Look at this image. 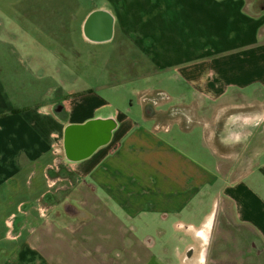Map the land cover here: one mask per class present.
<instances>
[{
	"label": "crops",
	"instance_id": "obj_1",
	"mask_svg": "<svg viewBox=\"0 0 264 264\" xmlns=\"http://www.w3.org/2000/svg\"><path fill=\"white\" fill-rule=\"evenodd\" d=\"M198 1L193 11L182 13L180 36L165 34L173 18L159 20L155 14L150 17L155 22L148 44L139 37L117 44L119 51L130 50L129 62L140 68L132 77L139 121L119 112L92 88L66 93L59 89L46 101L23 106L24 98H19L23 87L10 85L6 71H0V264H112L113 257L106 256L112 254V246L105 243L79 245L78 240L63 236L56 239V249L43 247L40 223L58 219L63 207L72 210L64 197L59 199L58 189L49 192L34 179L38 174L47 177L56 161L58 169L52 170L66 174L64 180L72 171L98 184L114 177L119 180L115 186L123 191L121 176L139 157L147 160L139 166L149 168L150 176L157 175L149 186L161 188L164 194L156 205L150 204L149 211L164 215L165 220L171 215L198 218L202 192L211 195L210 211L198 224L175 225L176 231H184L180 241L192 262L207 263L210 239L215 236L231 242L227 264H264V181L259 175L264 170V3ZM117 8L119 15L108 7L94 8L86 15L100 11L113 24L112 34L96 38L82 23L80 32L87 44L97 47L116 41L117 32L123 30ZM134 50L145 57L133 55ZM0 60L7 62L3 55ZM144 62H149L145 70ZM158 75L176 88L152 86ZM91 124L98 125L101 133L107 131L108 138L86 154L70 155L68 130ZM174 128L188 140L199 128L203 141L209 143L214 169L199 161H171L173 154L181 155L180 150L169 143L164 149L159 146L162 134L169 136ZM178 138L177 143L184 139ZM149 157L156 163L150 164ZM43 201L48 216L41 213ZM219 259L211 261L219 264Z\"/></svg>",
	"mask_w": 264,
	"mask_h": 264
},
{
	"label": "rangeland",
	"instance_id": "obj_2",
	"mask_svg": "<svg viewBox=\"0 0 264 264\" xmlns=\"http://www.w3.org/2000/svg\"><path fill=\"white\" fill-rule=\"evenodd\" d=\"M253 1L258 5L264 3V0H250L251 3ZM199 4L198 0H0V57L3 55L7 60L5 63L0 60V71H6L4 74L13 82L10 85L23 87L19 95L21 101L24 98L23 106L46 101L59 89L66 93L72 88L77 92L92 88L110 99L119 112L139 121L134 94L135 79L132 77L140 68L129 62L130 50H118V42L139 37L141 43L148 44L149 34H154L151 24L155 22L150 17L155 14L159 20L168 15L170 19L173 18L165 34L176 38L183 33L180 30L182 13L193 11ZM117 6L121 9L123 30L117 32L116 41L97 47L87 44L80 32L85 16L98 7L118 11ZM134 51L136 53L132 52L133 55L142 56L141 52ZM146 66L149 68V62H144L141 68L145 70ZM109 74L110 77H107ZM4 79L6 81L5 76ZM151 85L162 90L163 87L169 90L176 88V85L164 83L161 75ZM197 131L189 141L185 139L186 134L174 128L169 136L162 134L163 144L159 147L164 149L163 145L169 143L180 150L181 155L171 156L175 164L188 159V163L199 161L203 167L210 165L214 169L211 152L206 147L209 143L203 141L199 128ZM178 135L184 138L179 143ZM193 145L196 149L191 148ZM143 161H147L146 158L139 157L136 164L127 163V173L121 176L123 191L122 186H115L114 182L118 183L119 180L114 177L109 183L98 184L91 178H80L74 171L69 172L65 180L62 177L66 174L54 172L52 168L47 170V177L38 174L34 182L37 185L44 183L49 192L58 189L59 199L64 197L72 210L68 212L63 207L58 219L40 223V231L45 235L43 247L49 250L54 246L56 249V239L68 236L78 240L79 245L105 243L112 246V254L106 255L113 257L112 264H196L184 253V244L180 241L184 231H176L178 227L175 228V225L190 221L198 224L210 211L211 195L202 192L204 202L198 218L171 215L165 220L164 215L149 211L150 204L156 205L164 194L161 188L149 186V183L157 181V175L150 176L149 168L142 169L139 163ZM149 162L156 163L151 157ZM262 171L259 175L264 181ZM126 176L128 179H125ZM54 181H57L56 186L50 188L49 184ZM42 205L41 213L48 216L46 201ZM74 211L78 213L74 214ZM17 212H21V206ZM49 234L52 237H47ZM82 236H90V240H82ZM210 242L211 247L208 246L206 253L207 263L204 264H215L211 259L216 257L220 258L219 264H227L231 242L215 236ZM92 252L90 256L94 257V262L96 255ZM238 256L242 255H234Z\"/></svg>",
	"mask_w": 264,
	"mask_h": 264
},
{
	"label": "water",
	"instance_id": "obj_3",
	"mask_svg": "<svg viewBox=\"0 0 264 264\" xmlns=\"http://www.w3.org/2000/svg\"><path fill=\"white\" fill-rule=\"evenodd\" d=\"M97 126L96 124H91L83 128H70L68 130L67 149L70 155L80 156L83 153L86 154L92 151L100 142H104L108 138V132H99L100 128ZM82 139L83 141L80 142Z\"/></svg>",
	"mask_w": 264,
	"mask_h": 264
},
{
	"label": "flooded vegetation",
	"instance_id": "obj_4",
	"mask_svg": "<svg viewBox=\"0 0 264 264\" xmlns=\"http://www.w3.org/2000/svg\"><path fill=\"white\" fill-rule=\"evenodd\" d=\"M83 24L87 26L88 34L92 37L103 38L107 33L112 34L113 24L111 17L100 11H95L86 16Z\"/></svg>",
	"mask_w": 264,
	"mask_h": 264
},
{
	"label": "built area",
	"instance_id": "obj_5",
	"mask_svg": "<svg viewBox=\"0 0 264 264\" xmlns=\"http://www.w3.org/2000/svg\"><path fill=\"white\" fill-rule=\"evenodd\" d=\"M57 167H58V162L55 161V163H54L52 169H53V170H54V169H58ZM49 183H50V182H49ZM56 184H57V181H54L52 184H49V187H50V188H51V187H54V186H56Z\"/></svg>",
	"mask_w": 264,
	"mask_h": 264
}]
</instances>
